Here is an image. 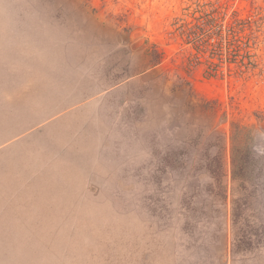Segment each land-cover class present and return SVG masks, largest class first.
<instances>
[{
	"label": "rangeland",
	"instance_id": "374dc122",
	"mask_svg": "<svg viewBox=\"0 0 264 264\" xmlns=\"http://www.w3.org/2000/svg\"><path fill=\"white\" fill-rule=\"evenodd\" d=\"M0 264H264V0H0Z\"/></svg>",
	"mask_w": 264,
	"mask_h": 264
},
{
	"label": "trees",
	"instance_id": "16d2710c",
	"mask_svg": "<svg viewBox=\"0 0 264 264\" xmlns=\"http://www.w3.org/2000/svg\"><path fill=\"white\" fill-rule=\"evenodd\" d=\"M235 15V21L236 24H240V23H251L250 20L248 19H243L241 17H239L237 15V12L234 13ZM233 169H234V176L239 175V173L243 172V169H245V164H246V160L245 158L242 156L241 151L240 154L238 152V147H233ZM244 174V173H243Z\"/></svg>",
	"mask_w": 264,
	"mask_h": 264
},
{
	"label": "bare ground",
	"instance_id": "6f19581e",
	"mask_svg": "<svg viewBox=\"0 0 264 264\" xmlns=\"http://www.w3.org/2000/svg\"><path fill=\"white\" fill-rule=\"evenodd\" d=\"M141 35V33H138L136 36L139 37ZM138 43H136L134 46H136Z\"/></svg>",
	"mask_w": 264,
	"mask_h": 264
}]
</instances>
